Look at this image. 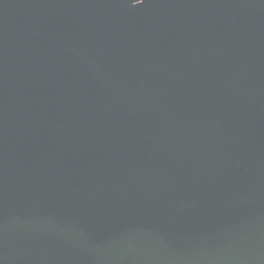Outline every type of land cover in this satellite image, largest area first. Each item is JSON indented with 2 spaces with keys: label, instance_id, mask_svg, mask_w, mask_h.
Returning a JSON list of instances; mask_svg holds the SVG:
<instances>
[{
  "label": "water",
  "instance_id": "1",
  "mask_svg": "<svg viewBox=\"0 0 264 264\" xmlns=\"http://www.w3.org/2000/svg\"><path fill=\"white\" fill-rule=\"evenodd\" d=\"M0 264H264V0H0Z\"/></svg>",
  "mask_w": 264,
  "mask_h": 264
}]
</instances>
